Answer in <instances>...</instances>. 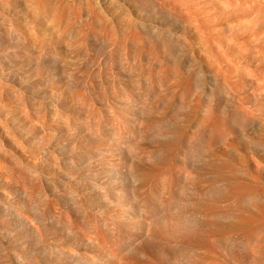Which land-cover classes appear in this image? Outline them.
I'll return each mask as SVG.
<instances>
[{
	"label": "bare ground",
	"instance_id": "1",
	"mask_svg": "<svg viewBox=\"0 0 264 264\" xmlns=\"http://www.w3.org/2000/svg\"><path fill=\"white\" fill-rule=\"evenodd\" d=\"M121 1L128 28L70 15L138 79L72 77L69 99L36 65L15 81L50 86L49 120L0 71V264H264V0ZM2 14L18 60L32 36Z\"/></svg>",
	"mask_w": 264,
	"mask_h": 264
},
{
	"label": "rangeland",
	"instance_id": "2",
	"mask_svg": "<svg viewBox=\"0 0 264 264\" xmlns=\"http://www.w3.org/2000/svg\"><path fill=\"white\" fill-rule=\"evenodd\" d=\"M0 1H1L0 2V4H1V6H0V13L1 14L3 13L4 15L9 14L10 17L14 20L13 22L16 23L21 28V30H23L24 34H26V37H31L32 36V38H33V39L32 38H29V39L27 38V40L30 41V50H31L30 53H24V54L23 53H21V54L19 53L20 57H18V60H16L14 57L9 56L10 55V52H11L10 47H7L6 48V47L3 46V44H1L2 42L0 43V51H1L0 52V55L1 56L4 55L5 58L7 59L6 60L4 58V56L3 57L0 56V59L2 58V60L0 61L1 62L0 63V67H1L0 68V71L3 70L2 72L7 77L6 79L8 80L9 84H11L8 88H6V90H10L11 89L10 91H12L13 88L15 90V91L13 90L14 92H17V91L20 92V90H21L22 92L19 93V94L17 93L18 95H16V96H20L21 95L23 98H25V97H28L29 98L30 97V98L34 99V100H32L30 98L29 99L26 98V100L28 99L30 101H36V104H38V107L41 106L43 108L42 111L48 108V105H49L48 103H49V101L51 99L50 96L47 93V90L49 91L50 86L47 87V86L39 85L38 88H35V87H31L29 84H28L29 85L28 86L27 84L26 85L22 84V82H19L18 81V83H17V81H15V77H18V76H19L20 80L23 81V82H25L28 79H34V80L43 79L45 77V76H43L44 75V72H43V74H41L40 72H38L36 70V67L37 66H39L42 69L45 68L44 70H46V71L51 70V71H54V72H59L60 75L55 80L56 83H57L56 85H58L60 83L58 86H60V88L63 89V95L65 97H67V98L69 97V99L72 97V95H75L81 89L80 86L79 87L78 86H76V87H70V85H67V84L71 83L72 81H74L73 78L74 79L76 78V79L82 80V81L86 82L88 84V86H90V88L92 87V88H96V89H98L97 88V84H100L103 79L106 78L105 80H109V79L111 80V79H114L115 77L116 78L119 77V74L121 75L120 77H122L121 79H124V80L128 79L129 77H131L132 74L133 75H135V74L138 75L137 76V79H138V77H139L138 72L137 73L135 72V74L134 73H131V75H130V73L128 74L126 71H124L125 69L123 70V67H121L120 64H119V66L117 68L116 67L114 68V66L118 65V64H116V63L119 62L118 59H121V58H118V56H116V59H115V56L114 55H117V53H115L113 55V58L115 60L112 57H110V58H112L110 60V63H108L109 62L108 59H106V60H108L106 62V60H105V56L106 55H105V50H104L103 46H101V48H100V45H101L100 43L94 44L92 42H91V45H89L90 44V41L88 40V42H87L86 39L84 38L85 36L83 34H85V33L80 30L81 28H79V27H77V26H75L73 24V21H72L73 19H72L71 15H70L74 11H75L74 13L78 12L80 9H89V10L92 11L93 14H95V15L97 14L96 16L100 15L99 17H101L102 21L105 20L104 23H107V24L112 23V25L116 27V29H114V30H117L121 26H123V28L124 27H127L128 25L125 26V24H128L129 23V20H127V23H125L126 22V19H128L129 17H127V15H126L125 12L121 11L123 9L120 8L121 6H119V3L120 2L123 3V1H121V0H88L87 3H73L72 0H68V2H67V0H51L50 5L52 4V8L53 9H51L49 6L46 7L47 4L45 6L46 9H43V10H45V12H43V10H41V8H40V12L42 11V14L44 16L41 13H39V11L37 12V10L39 9V5L37 4L39 2L38 0H37L38 2L36 0H0ZM35 1H36V3H35ZM49 2H50V0H49ZM34 3L38 5L37 6L38 7L37 9H35V4ZM60 4L63 5L62 8H60L58 6ZM56 7L57 8L58 7L60 8V11H61V12H59L60 14L59 13H56V12L59 11V10H56L57 9ZM47 8L50 9L52 12L50 10L47 11ZM64 11H66V12H64ZM66 13L68 14V16H67L68 18L66 17V15H67ZM55 15L56 16L57 15H60V16L59 17L58 16L56 17ZM54 17L56 19H58V18L60 19L61 17L62 18L57 21ZM69 19H70V21H68ZM64 20H65V22H64ZM57 22L58 23L60 22V23L58 24ZM92 25H90L91 26L90 29L93 28L94 29L93 31L98 32V31L102 30V28L100 26L99 27H96L97 28L96 29L94 27V24H92ZM2 26L3 25L0 24V31H1L0 33L1 34H2V31H3V29H2L3 27ZM34 28H35V30H37L36 32H32L33 31L32 29H34ZM75 29L79 30L80 33H78L77 30H75ZM38 30H39V32H38ZM145 30H147V31H145ZM136 31H140L139 33L142 34L143 37H146V34L148 33V29H146V27H143V28L141 27V28H139V30L136 29ZM145 32H147V33H145ZM32 33L35 34V37L33 36ZM77 33H78V35H77ZM35 38H36V40H34ZM83 41H84V43H82ZM78 42H79V47H78ZM83 44H85V45H83ZM86 44H88V45H86ZM38 45H41V46H38ZM82 45L85 46V50H84V47H82ZM92 45H94V46H92ZM36 46H38L40 48H38ZM35 47L39 51H41L43 48L45 50H48V51L50 50L51 51L50 52V55L43 56L42 53H40L38 50H37L38 52H35L36 51L35 50ZM50 47H52V48H50ZM92 47L94 49H92ZM81 48H83V49H81ZM88 48H89V50H88ZM98 48H100L99 51H98ZM55 49H56V51H55ZM32 50L33 51L35 50L34 53H33ZM78 50H79V52H78ZM81 50H83V51H81ZM53 51H55V52L53 53ZM31 53H32V56H31ZM38 53H39V55H38ZM76 53H78V54L76 55ZM79 54H81V55L83 54L82 55L83 58ZM94 54H96V55H94ZM34 55H35L36 58L35 57L34 58H31ZM75 55L78 56V57H80L81 59L78 58V57H75ZM6 56H8V57H6ZM119 56H121V55L119 54ZM29 58L31 60H29V61H23V59L24 60H28ZM40 58H41V60H40ZM55 58H58V59L55 60ZM44 59H45V61H44ZM48 59H49V61H48ZM87 59H90V60H88L90 62V65H88V66L86 65L88 63ZM103 59H104V61L102 63V60ZM33 60H36V61H33ZM91 60L94 61V62L96 61L95 63L97 65L94 62H91ZM117 60H118V62H114V61H117ZM15 61H19L20 62V64L18 65V67H15L14 66L16 64ZM97 61L99 62V64H98ZM112 61L116 65H113ZM79 62H80V64H79ZM105 62H106V64H105ZM34 64H35V66H34ZM101 64L104 65V66L102 65L104 69L105 68H108L109 69L108 70V73L111 70L112 75H111V72L109 73L111 75V77L108 78L107 77V74H106V77H105V75H104L105 72H104V74H102V72H103L104 69L102 68ZM98 65L101 66V67H99ZM58 66L61 67V68H59ZM81 66L83 68V71H79V70H82ZM97 67H98V69H96ZM11 68H12V70H11ZM20 69H23V70H20ZM47 69H49V70H47ZM60 69H62V70H60ZM99 69H100V71H99ZM121 69H122V71H121ZM14 70H16V71H14ZM27 70H29L30 72L29 73H26V75H25V72ZM73 71L76 73L77 77H76V75H75V73ZM76 71H78V72H76ZM104 71H106V70H104ZM118 71H119V74L117 73ZM85 72H86V74H84ZM11 73L14 74V75H16V76L12 75ZM91 73H93V74H91ZM21 74H23V75H21ZM78 74H79V76H78ZM116 74H118V75H116ZM124 74H125V76H124ZM93 75H94V77H93ZM13 76H14V78H13ZM68 77H70L71 80L68 79ZM91 78H93V79H91ZM131 79L134 80V78H132V77H131ZM135 79H136V76H135ZM92 80H94V82L96 84L94 82H92ZM61 85L63 87H61ZM65 86L68 87V88L65 89ZM21 87H23V88H21ZM57 88L59 89V87H57ZM16 89H17V91H16ZM61 92H62V90H61ZM33 96H35V98ZM99 96H100V94H99ZM45 103H46V105H44ZM11 106H8L10 109L8 108L7 110L12 111L13 109L11 108ZM43 106H45V107H43ZM49 110H51V109L49 108V109H47V111L42 112L43 114H45V117L46 118H47L48 115H50V112H49L48 115L46 113ZM33 112L34 111H32V113ZM36 112L37 111H35L34 113H36ZM42 113L40 114V116L43 115ZM47 119L50 120V117H48Z\"/></svg>",
	"mask_w": 264,
	"mask_h": 264
}]
</instances>
